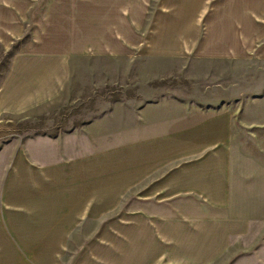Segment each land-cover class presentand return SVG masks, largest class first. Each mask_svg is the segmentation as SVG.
I'll list each match as a JSON object with an SVG mask.
<instances>
[{
    "label": "crops",
    "instance_id": "1",
    "mask_svg": "<svg viewBox=\"0 0 264 264\" xmlns=\"http://www.w3.org/2000/svg\"><path fill=\"white\" fill-rule=\"evenodd\" d=\"M124 1L0 0V124L78 101L81 75L95 91L97 60L127 59L133 41ZM142 6L140 58H246L264 39V0ZM187 104L144 101L157 116L138 112L133 138L125 129L115 144L97 145L89 124L0 146V264H237L225 255L248 230L231 211L233 116L159 112ZM30 233L39 241L18 239Z\"/></svg>",
    "mask_w": 264,
    "mask_h": 264
},
{
    "label": "rangeland",
    "instance_id": "2",
    "mask_svg": "<svg viewBox=\"0 0 264 264\" xmlns=\"http://www.w3.org/2000/svg\"><path fill=\"white\" fill-rule=\"evenodd\" d=\"M120 2L124 6L125 1ZM126 3L128 37L133 39L128 43L127 59L97 60L95 91L87 82L91 77L81 75L78 101L57 99L35 112L5 118L10 121L0 124V146L18 144L29 134L72 131L89 124H94L97 145L119 143V132L126 129L130 137L134 135L139 124L136 120L138 112L145 110L146 117L157 116V111L145 108L143 102L161 100L162 97H174L190 106L163 107L161 113L172 110L178 113L182 109L227 110L234 122L231 211L240 217L241 230L248 231L233 237L234 248L225 256L236 259L237 264H254L257 260L263 264L264 39L257 44V51L246 58H140V50L134 45L137 41L135 22L141 19L142 13L148 16L151 10L142 8V3L146 6L148 0H126ZM261 20L263 22H257L262 25L264 38V17ZM0 60V66L4 68L6 59ZM89 119H96V122L89 123ZM24 235H18V239L28 245L40 239L39 233ZM98 248L96 252L102 257L103 250ZM80 254L83 257L86 250H81ZM6 255V250L1 251V258Z\"/></svg>",
    "mask_w": 264,
    "mask_h": 264
}]
</instances>
